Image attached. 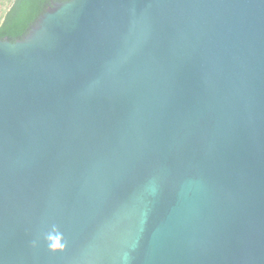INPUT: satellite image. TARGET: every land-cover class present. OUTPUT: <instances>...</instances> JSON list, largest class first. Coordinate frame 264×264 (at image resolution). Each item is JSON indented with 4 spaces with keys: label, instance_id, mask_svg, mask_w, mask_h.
<instances>
[{
    "label": "water",
    "instance_id": "1",
    "mask_svg": "<svg viewBox=\"0 0 264 264\" xmlns=\"http://www.w3.org/2000/svg\"><path fill=\"white\" fill-rule=\"evenodd\" d=\"M0 264H264V0L53 1L0 40Z\"/></svg>",
    "mask_w": 264,
    "mask_h": 264
},
{
    "label": "trees",
    "instance_id": "2",
    "mask_svg": "<svg viewBox=\"0 0 264 264\" xmlns=\"http://www.w3.org/2000/svg\"><path fill=\"white\" fill-rule=\"evenodd\" d=\"M7 9L0 22V40L24 39L38 18L53 1L66 0H0Z\"/></svg>",
    "mask_w": 264,
    "mask_h": 264
},
{
    "label": "rangeland",
    "instance_id": "3",
    "mask_svg": "<svg viewBox=\"0 0 264 264\" xmlns=\"http://www.w3.org/2000/svg\"><path fill=\"white\" fill-rule=\"evenodd\" d=\"M6 9L7 6L0 1V22L2 21V14L5 12Z\"/></svg>",
    "mask_w": 264,
    "mask_h": 264
}]
</instances>
